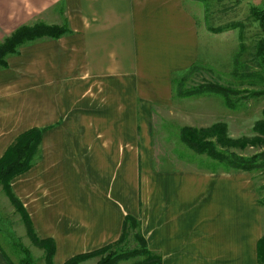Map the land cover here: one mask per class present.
Here are the masks:
<instances>
[{"label":"crops","instance_id":"0c3cea01","mask_svg":"<svg viewBox=\"0 0 264 264\" xmlns=\"http://www.w3.org/2000/svg\"><path fill=\"white\" fill-rule=\"evenodd\" d=\"M194 2L0 0V44L22 26L70 30L0 67V159L20 134L45 129L11 186L37 234L55 241L54 264L118 240L127 216L162 264L258 263L264 204L252 173L187 165L158 132L175 81L207 47ZM0 264H15L1 239Z\"/></svg>","mask_w":264,"mask_h":264},{"label":"rangeland","instance_id":"374dc122","mask_svg":"<svg viewBox=\"0 0 264 264\" xmlns=\"http://www.w3.org/2000/svg\"><path fill=\"white\" fill-rule=\"evenodd\" d=\"M194 1L202 27L207 30V47L203 50L201 62L179 75L175 81V93L180 91L185 95L179 97L176 94V99L167 109L169 111L160 115L158 121H163L164 129L158 132L170 147H175L177 154L187 158V165L230 170L233 168L207 153H198L187 146L181 139V131L186 126L200 129L225 122L228 136L233 139L258 135L253 127L263 118L264 109V55L258 49L259 44L264 42V27L252 17L251 8H264V0ZM210 28L225 30L215 33ZM209 139L216 141V136ZM222 149L230 155L253 157L257 166L250 172L259 197L264 200V146L248 143L243 148L225 146ZM4 197L7 195L0 192L1 244L15 264H20L25 256L24 248L31 251L37 264H48L45 250L31 241L20 215H13L2 200ZM139 235L143 236L141 225L135 227L134 223H128L122 238L112 242H116L112 250L131 253L141 248ZM144 257L130 256L117 264H145L142 262ZM100 258L101 255L92 256L87 259L91 261L83 264H95Z\"/></svg>","mask_w":264,"mask_h":264},{"label":"trees","instance_id":"16d2710c","mask_svg":"<svg viewBox=\"0 0 264 264\" xmlns=\"http://www.w3.org/2000/svg\"><path fill=\"white\" fill-rule=\"evenodd\" d=\"M199 1V0H198ZM252 17L259 21L264 27V8L252 7ZM212 32L221 33L225 28H210ZM67 25L64 26H22L18 28L9 38L0 44V67H7V57L9 55L19 54L21 46L40 40L42 38L58 39L69 33ZM259 53L264 55V42L259 44ZM191 93V92H190ZM194 92L193 94H195ZM177 95L184 96L185 94L177 91ZM258 135L253 138L233 139L228 136V125L225 122H217L206 128H194L186 126L182 128V141L198 153H207L211 158L224 163L228 167L236 170L250 171L255 168L257 163L253 157H245L237 154H228L225 146L245 147L248 143L264 146V109L263 118L257 121L253 127ZM45 129L31 128L20 134L13 144L9 146L3 157L0 159V187L9 196L11 202L15 205L18 212L27 227L28 234L32 242L43 248L46 252L48 264H54L53 258L55 253V241L52 238H41L34 227L31 217L25 209L22 201L18 198L12 189L11 182L16 176L25 173L35 164L39 154L40 142ZM216 136V141L209 139ZM221 148H220V147ZM264 204V200H261ZM128 223H134V226H140V222L132 217L127 216L125 220L124 230ZM133 225V224H132ZM141 248L135 249L131 253L125 251L112 250L115 243H109L99 249L77 254L68 259L64 264H79L92 256L101 255L99 261L95 264H117L119 260L129 258L130 256H145L143 263L145 264H162V257L154 251L148 249L147 240L144 236L139 235ZM122 238V236H121ZM120 240V239H119ZM25 256L21 259L20 264H37L34 256L28 248L23 249ZM264 264V235L258 242V263Z\"/></svg>","mask_w":264,"mask_h":264}]
</instances>
